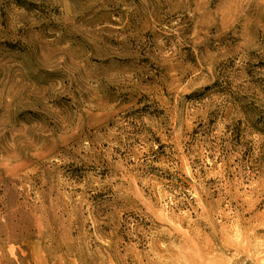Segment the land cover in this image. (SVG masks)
<instances>
[{"label": "rangeland", "instance_id": "1", "mask_svg": "<svg viewBox=\"0 0 264 264\" xmlns=\"http://www.w3.org/2000/svg\"><path fill=\"white\" fill-rule=\"evenodd\" d=\"M0 264H264V0H0Z\"/></svg>", "mask_w": 264, "mask_h": 264}]
</instances>
